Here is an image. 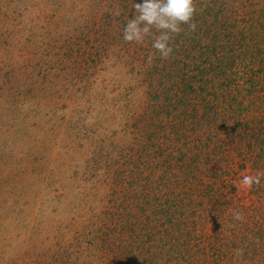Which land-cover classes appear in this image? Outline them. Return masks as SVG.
<instances>
[{
  "label": "trees",
  "instance_id": "trees-1",
  "mask_svg": "<svg viewBox=\"0 0 264 264\" xmlns=\"http://www.w3.org/2000/svg\"><path fill=\"white\" fill-rule=\"evenodd\" d=\"M78 1L99 19L96 54L117 51L144 88L137 172L111 192L94 252L125 264H264V0H193L195 30L182 25L171 55L151 60V37L122 39L132 0ZM257 173L253 201L234 206V182Z\"/></svg>",
  "mask_w": 264,
  "mask_h": 264
},
{
  "label": "rangeland",
  "instance_id": "rangeland-1",
  "mask_svg": "<svg viewBox=\"0 0 264 264\" xmlns=\"http://www.w3.org/2000/svg\"><path fill=\"white\" fill-rule=\"evenodd\" d=\"M92 16L78 0H0V264H125L92 243L137 172L144 88L117 51L96 54ZM234 186V206L253 201Z\"/></svg>",
  "mask_w": 264,
  "mask_h": 264
},
{
  "label": "clouds",
  "instance_id": "clouds-1",
  "mask_svg": "<svg viewBox=\"0 0 264 264\" xmlns=\"http://www.w3.org/2000/svg\"><path fill=\"white\" fill-rule=\"evenodd\" d=\"M132 15L123 27L122 39L125 42H135L143 45L146 38L151 37L153 53L149 60L157 53L160 59H167L173 49L171 39L181 32V26L187 25L194 31L196 24L193 16L196 11L193 0H132ZM115 15L119 16L117 11ZM261 174L245 175L241 183L245 186L259 184ZM234 219L239 220L240 214H234Z\"/></svg>",
  "mask_w": 264,
  "mask_h": 264
}]
</instances>
